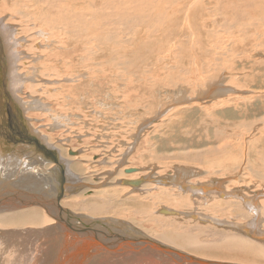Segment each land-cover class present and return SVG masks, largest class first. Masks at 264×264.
<instances>
[{"label":"bare ground","instance_id":"bare-ground-1","mask_svg":"<svg viewBox=\"0 0 264 264\" xmlns=\"http://www.w3.org/2000/svg\"><path fill=\"white\" fill-rule=\"evenodd\" d=\"M1 1L0 33L5 37L6 45L1 46L0 44V55L3 56V58L0 56L2 58L0 59V71L5 72L3 74L8 73L7 75L0 73V93L3 89L6 91L7 88L8 93L12 91L13 96L17 95L20 98L19 94L22 92L24 84L27 83V89L29 88L32 92L31 103H24V100L20 98L26 112L31 108L43 112L47 125L50 128H58V131L55 129H52V131L60 134V136L63 133L70 136L74 124L82 122L87 130L78 128L75 132L78 133V130L82 133L86 132V134H91L95 138L99 135L100 141L97 140L96 146H103L106 149L108 146L102 144L103 141L101 140L108 137L114 139L112 138L114 135H110L109 132L122 127L121 122L118 124V121L109 115L117 109V115L120 117L127 119L128 116L129 118L131 116L124 114L125 110H120L123 109V103L124 107L128 104L127 101L124 102L123 100L125 98L124 94H126L125 85L127 84L128 91L138 89V93L135 92V95L132 93L137 105L144 103L146 100L148 102L153 96L147 97L153 90L148 89V92L143 91V89L140 90L148 84V82L141 83V80H143L141 77L144 76L146 81H152L154 88L158 83L155 82V78L158 81L160 80L156 77V73L154 74V71L157 72V67L154 64L155 61L152 60L153 56L150 58L148 55L146 57L141 54V48L145 47L146 44L145 40L151 42V36H156V34L158 36L163 34V40H169L170 36H173L171 35L172 30L175 31L176 36L180 37L176 43H182V46L190 47L192 45L194 47L195 37L205 29L207 39L201 38L202 40L198 42L205 43L206 50L209 48L212 50L210 45L216 43H214L215 40H212L214 33L209 28L212 26L211 24H221L219 19L225 17L223 13V16L220 17H218L220 13H215L220 12V8H223L225 13L234 12L239 17L241 15L239 14V7L241 5L244 7L241 0ZM174 2H176L175 6L177 8L173 7L172 10L169 8V12H167L164 5L170 4L173 6ZM245 2L247 3L244 7L246 11L255 9L261 12L264 10V0H246ZM8 4H10L9 7H7ZM146 5L148 11L144 12L145 14L136 15L135 12ZM231 13L230 15H232ZM5 14L12 17L9 20H17V22L14 24L7 22L8 19L4 17ZM210 16L213 17V23L212 21L207 22ZM210 18L209 21L212 19ZM131 25L136 26L128 28ZM145 25L147 27L144 31L140 26ZM230 25V23H222L220 28L229 27ZM160 27L161 29L165 27V32L157 30ZM241 29L239 28L240 31ZM21 47H24L23 51L20 50ZM162 48L164 49V47ZM177 49L173 51L177 52ZM205 49L196 46L192 54L203 57L210 56ZM161 50L159 52H162ZM7 51L10 53L8 57L6 56ZM193 58L194 65L191 73L197 75L193 72L204 71L206 67L202 65L201 68H198L199 57ZM17 62L18 66L20 63L22 69L20 73L25 75V79L20 73V75L17 73ZM141 65H144L145 68L141 69ZM123 69H125V73ZM142 70L147 71V73L150 70L151 76L144 75ZM129 75L134 79H139V83L133 82ZM210 78L214 79L212 76ZM21 81L23 86H19ZM8 82L9 85H7ZM224 82L217 83L212 89H208V86V90L204 94L201 93L203 95L198 93L199 96L196 99L206 102L208 99L206 100L204 95H207V93L209 96H212L210 94L215 92L227 96L230 93L239 92L238 89H234L235 87L224 86L229 84V82L227 84H224ZM212 83L215 82L212 81ZM115 87L116 90H114ZM230 88L231 90H229ZM5 96L0 94V117L3 116L2 120H11V122L15 118V121L13 123L14 129H12L13 136L6 138V142H11L12 145L6 142L3 143V140H0V264H199L193 259L202 260L208 264L230 263V260H228L229 263H221L220 260L209 258L210 256L206 258L211 259L209 261L195 256V254L206 255L214 250H227V254L241 256L254 264H264V188H262L264 176L257 177L261 184L256 192L248 187L249 184H247L248 186L243 184V186L233 188L230 186L232 182L229 183L230 174L234 173L236 167L232 162H237L238 159L233 158V156L243 154V156L248 157L247 162L250 163L249 165H253V168L255 166L264 168V148L259 149L260 142L264 141V129L261 130L258 141H248L247 146L241 144L242 146H240L243 148L225 146V143L215 147V143L214 147L204 145L206 147L205 151L195 152L196 155L189 150L187 157L191 159L195 157L196 160L192 162L189 160L190 163L186 166L194 164L197 166L198 164L199 167L197 166V168L199 170L180 167L175 168L168 175L157 173L156 169L149 168V175L140 176L139 171L142 168L124 165L127 163L128 158L132 157L131 152L138 153L141 159L145 157L148 151H151L150 149L147 150L151 146L147 147L146 150H141L143 145L139 147L138 142L140 140L138 141V138L133 135V141L129 147L124 144V147L128 148L125 154L122 153L123 143L119 142L123 149L121 153L118 152L114 163L110 164L109 157L106 154L102 155L103 158H100V160L97 157L95 162L101 168L99 171H95V168L91 165L89 167L90 177L88 178L81 175L85 171V167L80 163H75L86 159L84 149L80 147L76 150L75 146L64 147L59 143L65 153L64 155H68L69 157H67L74 161L73 165L65 162L66 159L60 161L56 151L51 150V148H47L51 153H43L39 157L38 146L30 147V145H33L30 142L37 144L34 140L37 132L28 125L31 121L23 116V113L18 110L19 107H16V103L12 99L11 103L4 104ZM189 97L179 95L175 103L187 105L188 102L185 101L189 100ZM12 98L15 99V97ZM213 98L216 99L217 96ZM227 101L225 100L226 103L221 105H226ZM219 104H214V109L216 106L219 107ZM139 105L141 106V104ZM12 107L23 118L16 117ZM127 107L126 109H129ZM212 110L209 113L211 115L215 112ZM88 113L90 115L86 116ZM262 121L264 120L262 119ZM221 123L220 120L214 119V122L207 125L212 126L214 129V127H222ZM126 124L129 123L126 122ZM149 124L143 125V129L147 128ZM223 124L230 126L231 123L227 121ZM0 126H2L1 122ZM90 129L95 133L99 130L101 133L98 132L95 136ZM210 131L213 132L212 129L207 130L208 133ZM217 131L219 130H216L215 136L213 133L212 138L209 137L210 144L223 140L225 137L222 138V134L227 136L228 140L226 139V141L229 144H233L231 138L235 136V133H232L230 128L223 127L221 133ZM105 133H109L110 136L108 134L106 136ZM3 136L5 135H0V138ZM80 136H82L81 133L78 137L80 138ZM17 137L20 139H17ZM214 137L215 140H212ZM80 140L81 143H84L85 138H80ZM168 140L170 139L168 138ZM45 149L42 147V150ZM143 149L145 148L143 147ZM95 152H92L93 157L96 156ZM205 152L210 154L207 155ZM233 152H237V155ZM201 153L205 154L202 155ZM245 156L243 161H245ZM252 159L255 162H251ZM223 162H225V169L221 166ZM62 164L64 165L63 168ZM114 164L120 166L119 168L116 167L117 172L114 170L116 173L113 170H108L113 168ZM68 165H71L70 171L76 175L66 169ZM228 165L231 167H228ZM132 169H136V172H127ZM218 172L221 177L217 176ZM111 173L114 176L119 174L120 177L118 179L114 177L115 179H111V181L113 180L111 182L107 178V175L111 177ZM58 175L60 177H57ZM203 176L205 180L201 178ZM198 177L199 180L194 181ZM137 181H140L141 184L136 183L133 185L130 183ZM247 181L250 182V179L244 180L248 183ZM113 184L125 190L121 192L114 189L115 187L111 188ZM98 191H103V194H97ZM141 191L146 194L145 199L136 203L138 201L137 194ZM87 193H94L99 197L92 198ZM119 193L121 195H118ZM122 193L124 194L122 195ZM124 195L128 197H123L122 200L121 197ZM69 198H71L70 201L66 202L65 200ZM147 201H151V203ZM29 207L35 208L24 211L23 208ZM21 209L23 211H18ZM83 217L85 222L91 223H85L86 225L83 222L81 223L80 219ZM234 217L241 221L234 220ZM70 218L77 220L78 223L69 222ZM95 218L103 219L101 221L103 224L98 223ZM123 219L134 222L155 238L148 237L142 230L123 221ZM138 221H141V223ZM104 222H106V225H104ZM192 226L197 227L198 231L201 228L214 231V233L212 232L213 234L206 237L202 235L204 234L203 231L199 233L192 231V228H194ZM219 230H227L229 233H225L226 235L220 234ZM157 238L161 241H156ZM85 239L86 242H84ZM82 240L85 243L83 246H81ZM177 248L187 253H182ZM188 252L195 254L191 255Z\"/></svg>","mask_w":264,"mask_h":264},{"label":"rangeland","instance_id":"rangeland-1","mask_svg":"<svg viewBox=\"0 0 264 264\" xmlns=\"http://www.w3.org/2000/svg\"><path fill=\"white\" fill-rule=\"evenodd\" d=\"M3 1L4 0H2L1 2H3ZM245 1L246 0H241V2L243 3L244 7H246V5H247V3ZM178 3H179V1H178ZM9 5L10 4H8L7 7H9ZM175 5H176V2H174L173 6L170 5V4H165L164 8H165V10L167 12H169V8H171V10H172L173 7L177 8V6H175ZM244 7H242V5L239 7V14H241L240 15L241 17L240 16L237 17L234 12L231 13L230 11H228L232 15H230V13H225L224 12L225 10L223 8H220V12H216L215 13V14L220 13V14H218V17H220L221 15L223 16V14L225 15V17H223L222 19H219V23H221V24H219V25L211 24L212 26L209 28V30L212 33H214V36H213L212 40H215L214 43H216V44H214L215 46L213 44L210 45V47H212V50H211V48L206 50L205 49V43L198 42V41H201L202 39H207V31L205 29H203L201 31V33H199V35H198L199 37L198 36H196L197 38L195 37V40L193 41V42H195L194 47H192V45L190 47L189 46H185V45L182 46V43H176L177 39L180 38V37L176 36L177 34L175 33V31L173 32L172 30H171V35H173V36H170L169 40L166 39L167 41L165 39L163 40V38H162L163 34L159 35V36H158V34H156V36H154V35L151 36V42H148V41H146L144 39L146 44H145V47L143 46L141 48V52H142L141 54H142V56H146V57L148 55V57H150V58L153 56L152 60L155 61L154 64L157 67V68L155 67L157 72L154 71V74L156 73L155 74L156 77L158 79H160V80L158 81L155 78V82H158V83L156 84V87L154 88L153 85H152V81H150V82L146 81L144 79V76L141 77V79H143V80H141V83L148 82V84L144 85L145 88L143 86L142 88H140V90L143 89V91L146 90L147 92H148V89L153 90V92L149 93V96H147V97H151L153 95L152 98H150V100H148V102L146 100L144 103H139V104H141V106L139 104L136 105L135 99H134L135 97H133L135 95V92H137V93L139 92L138 89H130L128 91L127 84L125 85L126 94H124L125 98L123 100H124V102L127 101L128 104L127 103L126 104H127L128 107L127 106L126 107L129 108V109H126V107H124V103H123V106H122L123 109H120V108H118V109L123 110V111L125 110L124 114H129L131 116H130V118L128 116L127 119L122 118L119 115H117V111H118L117 109L115 110V112L113 111V114L109 115V116L113 117L114 119H116L118 121L117 122L118 124L120 122L122 124L123 123H125V124L122 125L120 123V125L122 126L121 128H115L114 129L115 131L111 130L109 132V133H111L110 135H112V136L114 135L112 137L114 139H111V138L108 137V138H104L103 140H101V141H103L102 144H105V145L108 146L107 149L105 147H103V146H96L97 140L100 141V139L98 138L99 135L95 138L91 134H86V132L82 133V132H79V130H78V133L75 132V130H77L78 128L79 129H81V128L86 129V127H84L82 122H77V123L74 124V128H73L72 133H71L70 136H66V133H63V135L60 136V134L55 133V132L52 131V129H55L56 131H58V128H50L47 125V122L45 121V118L43 117V112H40V111L32 109V108L29 109L28 112H26L25 111L26 109H25L24 105L22 104V102H21L22 100L20 98H22L24 100L23 101L24 103H31V100H32L31 93L32 92H31V90L29 88L27 89V83H25L24 86H23L22 85V81L19 82V86H23V90L19 94L20 98H18L17 95L13 96L12 93H11L12 91L10 93H8L9 91H8L7 88L5 89L6 91H4V89H3V91H1L0 94L1 95H6L4 97V100H3L4 104L8 103V102L11 103V99H12L16 103V107L17 108L19 107L18 110L19 111L21 110L20 112L23 113V116L25 118H27L29 121H31L30 124H28V125H30L31 128L34 129L37 132L36 136H34L35 143H37V144L35 145L34 142H30V144H33V145H30V147H33V146H35V147L38 146L39 147V148L37 147V150L40 152V154L38 155L39 157L43 153H51V152L48 151V149L51 148V150H55L56 151L57 156L60 159V161H65V159H66L65 162H68L69 164L73 165L74 161L72 159L68 158L69 157L68 155H67L68 157L66 155H64L65 153H64L62 147L59 145V143H61L64 147H74L75 146L76 150L79 149L78 147H80L81 149H84V155H86V159L75 162V163H80L82 166L85 167V171L81 173L82 176H86L88 178L90 177L89 167L91 165H93L92 167L95 168V171H99L100 170L101 166H98V164L95 162L97 157L100 160V158H103V156L106 154L109 157L110 164L114 163V161L116 160V158L118 156V152L121 153V150L123 148L124 149L122 150V153L125 154V152H127V150H128L127 147H129V145L132 143L134 136L138 138V141L140 140V142H138L139 143L138 146L141 147L143 145L141 150H146L147 147L151 146L150 148H147V150L150 149L151 151L150 152L148 151L144 158L140 159V155L138 153L135 154L136 152L133 151L134 153L131 152L132 157H129L128 160H127V163L124 164V165L127 164V166H129V167L136 166L138 168L139 167L142 168L139 171L140 174L138 173L140 176L149 175L150 174V171H149L150 169L149 168H151V169L154 168V169H156L157 173H164V175H168L171 172H173L175 168L177 169V168H180V167H186L187 169L188 168H190V169L192 168L193 170L194 169H198L199 170V168H197V166L199 167L198 164H197V166H196V164L190 165L191 167L189 165L186 166L188 163H190V161L192 162V161L196 160L195 157H192V159L190 157L189 158L187 157V153H189L190 151L193 152L196 155V153H198V152H203V150L205 151L206 147H208L210 145H211L210 147H214L215 143H216L215 147H217V146L219 147V146H221V144H224V143H225L224 144L225 146L226 145H229L230 147L231 146H236V148H238V147L240 148L244 144H246V146H247V143H249L250 141L251 142L253 140L258 141V139L260 137L259 134L261 133V130L263 131V129H264V121H262V119L264 120V10L261 11V12L260 11L258 12L255 9L250 10V11H246V8H244ZM147 11H148V8H147V5H146V6H143L142 8H140V10H138L135 13H136V15L137 14L142 15V14H145ZM258 16H260V17H258ZM4 17H6L8 19L7 22H9V23L14 24L15 22H17V20H9V19H12V17L9 14H5ZM210 17L209 18L211 20L209 21V18H208L207 22H211L213 20V17L212 16H210ZM165 21H166V19H165ZM212 23H213V21H212ZM222 23H230L231 25L229 27L228 26H224V27L220 28ZM232 23L234 24V26H233ZM248 24H249V26H248ZM134 26H136V25H131L128 28H132ZM140 27L142 28V30L145 31V29H146L145 27H147V25L140 26ZM17 28H18V26H17ZM239 28L240 29L242 28L241 31L239 30ZM165 29H166L165 27L163 29H161V27H160L157 30L165 32ZM237 30H239V31H237ZM204 34H206V35H204ZM1 35H2V33H0V36ZM159 37H160V39H159ZM198 38H199V40H198ZM158 43H159V45H158ZM164 43L166 45L168 44L166 48H165L166 45ZM0 44H1V46H4V44L6 45V40H5V37L3 35H2V37H0ZM242 45H243V47H242ZM161 46L164 47V49ZM176 46H178V47H176ZM196 46L197 47L201 46L203 49H205L207 54L210 55V56L203 57V56H198L197 54H192L193 51L195 50ZM170 47H172L173 49L170 48ZM174 47H176L175 49L178 48L177 52H174V51H176L174 49ZM23 48L24 47H21L20 50L23 51ZM145 48H146V50H144ZM161 49H163V50H161ZM168 49H169V51H168ZM171 49H172V53L170 52ZM214 49H216V50L214 51ZM159 50H161L162 52H159ZM231 50H232V52H231ZM210 51H211L212 54L210 53ZM3 52H5V51H3ZM149 52H150V54H149ZM151 52L154 53V54H152ZM164 52H166V53L168 52V53L166 54ZM173 54H174V56H173ZM9 55H10V53L7 51L6 52V56L8 57ZM0 56L3 58L2 55H0ZM163 56H165L166 58L163 57ZM179 56H180V58H179ZM162 57H163V59H162ZM193 57H199L198 58V62L199 63L197 62L198 66H199L198 68H201L202 65H204L206 67L205 70L201 69V70H204V71L193 72V73H196L197 75H194V74L191 73L192 72V67L194 65V58ZM2 58H0V59H2ZM204 58H205V62H204ZM156 61H157V63H156ZM172 63L175 64V65L173 66ZM190 65H192V66L190 67ZM140 67H141V69L145 68L144 65H141ZM16 68H17V73L18 74L20 72H22L20 63H19V66H18V62H17ZM124 71H125V69H123V72ZM140 72H141V70H140ZM0 73L2 75H7L8 72H6V74H3L5 72H1L0 71ZM142 73L144 75H150L151 76L150 70L148 71V73H147V71L144 72V70H142ZM20 74L25 79V75L23 73H20ZM198 76H199V78H198ZM206 76H208L209 78L206 77ZM211 76L214 77V79L210 78ZM127 79H128V77H127ZM132 80H133V82L139 83V79L132 78ZM227 80H229L228 81L229 84H227L228 83ZM201 81L203 82V84H202ZM212 81L215 82V83H212ZM221 81H225L224 84L225 83L227 84V85L223 84L224 86H226V87L228 86V87H232V88L235 87L234 89H238L239 92L230 93L227 96L223 95V94H219L217 92H215L214 94L212 93V94H210L212 96H209L208 93H207V95L206 94L204 95V96H206L205 99L206 100L208 99V101H206V102H201L198 99H196L197 96H199L198 93H200V95H203L204 92H206L209 88L212 89L213 86H215L217 83H220ZM187 82H189V83H187ZM193 82H195V83H193ZM205 82H206V84H205ZM127 83H128V80H127ZM7 85H9V82L7 83ZM164 86L166 87V89H165ZM199 86H200V89H199ZM116 87H117V85H116ZM116 87L114 88V90H116ZM190 87H191V89H190ZM207 87H208V89H207ZM122 88H123V85H122ZM229 90H231V88ZM130 93L131 94L133 93L134 95L133 94L131 95ZM201 93H203V94H201ZM178 94L180 96L181 95H186L187 97H189L191 95V97L188 98L189 100L185 101L186 99H183L185 102H188L187 103L188 106L186 104L182 105V104L175 103L177 101L178 96H179ZM129 95H131V96L129 97ZM221 95H223V96H221ZM239 95H241V96H239ZM214 96H217V98L214 99L213 98ZM12 97H15V99H13ZM205 99H204V101H205ZM225 100L226 101L228 100L227 104L222 106L221 104H225L226 103ZM16 101H18V102H16ZM222 101H223V103H222ZM214 104L215 105L219 104V107L216 106L215 109H214V106H215ZM6 105L9 106L8 104H6ZM32 107H34V105H32ZM140 108H142V109H140ZM212 108H213V110L215 112L211 115L209 113L212 110ZM13 110H14V108H13ZM205 110H207V112L208 111L209 112L208 113L205 112V113H207V114H205L204 113ZM14 114H15L16 117L23 118V116L20 113H18L17 110H14ZM35 114H37V115H35ZM88 115H90V114L88 113L86 116H88ZM219 115H222V116H219ZM9 116L12 117L11 115H9ZM260 116H261V119H260ZM2 117L3 116L0 117V122H1V125H2V126H0V130H1L0 131V133H1L0 135H5V136L0 138V140H3V143H5L7 137L10 138L11 135L13 136L12 129H14L13 128V123L15 121V118L11 122V120H8V121L7 120L5 121L4 119L2 120ZM208 117H210V118H208ZM214 119H216V120L218 119V120H220L222 122L221 123L222 127L220 126L221 128L220 127L219 128L218 127H214V129H213L212 126L209 127L207 125L208 123L214 122ZM121 120L122 121L124 120V122H122ZM125 121L128 122L129 124H126ZM227 121H228V123H231L230 124L231 127L223 124L224 122H227ZM146 123H150V124H149V126L147 128L143 129ZM250 126H251V128H250ZM223 127H228V128H230L232 130L231 131L232 133H235L234 134L235 136H233L231 138L232 141H233V144H229L228 141H226L227 136L225 134H222L223 135L222 138L225 137L223 140L218 141V142H212V144H210L211 141H209V137L212 138V136H213L212 134L213 133H214V136H215L216 130H219V131H217L218 133L223 132ZM201 128H203V129H201ZM190 129H192V130H190ZM208 129H212L213 132L210 131L208 133L207 132ZM7 130H9V131H7ZM236 130H238V131H236ZM27 131L29 132L28 129H27ZM90 131L92 132L93 130L90 129ZM98 132H99V130H98ZM98 132L96 131V133H95V131H93L92 134L94 133L95 136H96L98 134ZM80 133L82 135V136H80V138H85L84 143H81V140L78 137L80 135ZM99 133H101V132H99ZM109 133H105L106 136H108ZM203 136H204V138H203ZM121 138H122V140H121ZM168 138L170 140H168ZM17 139H20V138L17 137ZM56 139H58V141H56ZM212 140H215V137ZM240 140H243V141H240ZM120 141L123 143L122 144L123 148L119 145ZM206 141L209 142V143H207ZM234 141H236V142L234 143ZM177 142H179L180 144L177 143ZM204 142H206V144H204ZM6 143L9 144V145H12L11 142L10 143L6 142ZM260 143H261V146H259V149L262 150L264 148V141H261ZM124 144L127 145L126 148L124 147ZM188 144H189V146H187ZM13 145H15V144H13ZM168 145H169V147H168ZM181 146L184 149L180 148ZM42 147H44L46 149L42 150ZM102 147H103V149H102ZM143 147L145 149H143ZM241 148H243V147H241ZM119 149H120V151H119ZM161 149H162V151H160ZM35 150H36V148H35ZM174 150H175V153H174ZM94 151H96L95 152L96 156L93 157L92 152H94ZM163 151H166V152H163ZM160 152H162V153H160ZM205 153L207 155L210 154L209 152H205ZM233 153L237 155V152H233ZM150 154H152L153 156H151ZM161 154H163V155H161ZM201 154L204 155L203 153H201ZM157 155H158V157H157ZM181 155H183V156H181ZM237 156H233V158H236V159L238 158L237 162L236 161L232 162L234 166L236 165V167L234 168L235 171H234V173L230 174L231 175V179H230V177H228L230 179L229 183L232 182V184L230 186L235 188V187H238L240 185L243 186V184H244V186H248L247 184H249L248 187L250 189H254L255 192L258 191L259 185L261 184V182L258 180L257 177L264 176V170H263L264 168L262 166H260V167L259 166H255V168H253L254 166L253 165L252 166L249 165L250 163L247 162L248 157H246L244 155L245 156V161H243V159H244L243 154H239ZM170 157H172V158H170ZM137 158H139V159H137ZM176 158H179V159H176ZM162 159H164L165 161L162 160ZM168 159H170V160H168ZM180 159H182V160H180ZM225 162H223V164H221V166L224 169L226 168V167H224V163ZM251 162H255V161L252 159ZM69 166H70V169H69ZM114 166H115V168H114ZM114 166H113V168L108 169V170H111V171L113 170V172H115L114 170H116V172H117V168H119L120 166L118 167L116 164H114ZM200 166L202 167V165H200ZM63 167H64V165L62 166V168ZM228 167H231V166L228 165ZM71 168H72L71 165H68L66 167V169L69 170V171L71 170ZM100 172H102V171H100ZM70 173L74 174V172H71V171H70ZM112 173H111V177L107 175V178L110 181H111V179L114 180L115 178L118 179L120 177L119 174L114 176V175H112ZM121 174L123 176H125V174H123V173H121ZM74 175H76V174H74ZM112 176H113V178H112ZM217 176H220L219 172H218ZM233 176H235V177H233ZM57 177H60V175H58ZM211 177H215V176H211ZM238 177H243V178H239L238 179ZM201 178L205 180L204 176L201 177ZM248 178L250 179V182H248L249 180L247 181L248 183L244 182V180H246ZM198 180H199V177L197 179H195L194 181H198ZM236 180L238 181L239 184L236 183L237 182ZM235 184H236V186H235ZM38 185H39V183H38ZM262 186H263L262 188H264V180L262 181ZM112 187H115L114 189H118L121 192L123 190H125V189L119 188L118 186L116 187V185H114V184L111 186V188ZM87 194L91 195L92 198H98L99 197L98 195H95L94 193H92V194L87 193ZM97 194L102 195L103 191H98ZM123 194L124 193H122V195ZM118 195H121V194L119 193ZM145 196H146L145 193H143L142 191L139 192L137 194L138 201L136 203L144 200ZM123 197L126 198L128 196H126V195L122 196L121 197L122 200H123ZM70 199L71 198H69V199H67L65 201L68 202V201H70ZM147 202L151 203V201H147ZM34 208L35 207H29V208H23V209H24V211H26V210H30V209H34ZM23 209L18 210V211H23ZM5 212H7V211H5ZM111 218H113V217H111ZM234 218H235L234 220H236V221H241L240 219H236V217H234ZM118 219H121V218H118ZM80 220H81V223L82 222L84 223V225L91 223V222H85L84 221V217L81 218ZM96 220L100 224L102 223L101 221H103V219H96ZM123 221H126L130 225L135 226L136 228L142 230L144 233H146L148 235V237L149 236L153 237L152 235H150L147 232V230H144L143 228H140L134 222L129 221V220L127 221L125 219H123ZM69 222L78 223V221L74 220L73 218H70ZM138 222L141 223V221H138ZM104 225H106V222H104ZM190 225H192V224L190 223ZM192 227H194V226H192ZM67 229L69 230V228H67ZM192 229H193L192 231H196L197 233L203 231L204 234H202V235H204L206 237H209V235L214 233V231L203 230L201 228H199L200 231H198L197 227H194ZM219 231H217V232H219L220 234L221 233L222 234H225V233L228 234L229 233L227 230H224L225 232L221 231V230H219ZM153 238H155V237H153ZM155 240L158 241L160 239L157 238ZM84 242H86V239H85ZM84 242H83V240L81 241V246H83L85 244ZM175 249H176V247H175ZM177 250L182 251V249H179V248H177ZM183 252H184V250L182 251V253ZM184 253H187V252L185 251ZM189 253L191 255L195 254V253L193 254L191 252H188V254ZM195 256L196 257L198 256L200 259H205L206 261L211 260V259H209V260L206 259V258H208V256H210L209 258L215 259L217 261L220 260L221 263H229L228 260H230L229 264H238V263L239 264H244L245 262H246L245 264H248V263L249 264H254V263L250 262L249 260L244 259L241 256H237V255L234 256V254H227V250H214L212 252L207 253L206 255H200V254L197 255V254H195ZM203 256H206V257L203 258ZM232 257L233 258L235 257V258L233 259ZM236 260H238L239 262L236 261ZM236 262H238V263H236ZM240 262H242V263H240Z\"/></svg>","mask_w":264,"mask_h":264},{"label":"water","instance_id":"water-1","mask_svg":"<svg viewBox=\"0 0 264 264\" xmlns=\"http://www.w3.org/2000/svg\"><path fill=\"white\" fill-rule=\"evenodd\" d=\"M128 173H135L136 172V169H132V170H130V171H127ZM131 184H133V185H135L136 183L137 184H141L140 183V181H137V182H130ZM193 261H195L196 263H199V264H208V263H206V262H204V261H202V260H198V259H193Z\"/></svg>","mask_w":264,"mask_h":264}]
</instances>
